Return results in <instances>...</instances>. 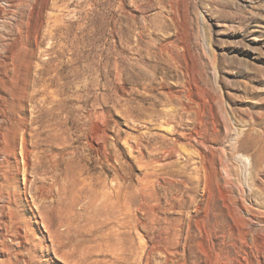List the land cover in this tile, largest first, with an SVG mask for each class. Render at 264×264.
<instances>
[{
    "label": "rangeland",
    "instance_id": "obj_1",
    "mask_svg": "<svg viewBox=\"0 0 264 264\" xmlns=\"http://www.w3.org/2000/svg\"><path fill=\"white\" fill-rule=\"evenodd\" d=\"M0 264H264V0H0Z\"/></svg>",
    "mask_w": 264,
    "mask_h": 264
},
{
    "label": "bare ground",
    "instance_id": "obj_2",
    "mask_svg": "<svg viewBox=\"0 0 264 264\" xmlns=\"http://www.w3.org/2000/svg\"><path fill=\"white\" fill-rule=\"evenodd\" d=\"M184 109L187 110V111H191V110H192V108L189 107V106H184ZM15 124H16V123H15ZM13 129H14V128H13ZM1 131H2V130H1ZM92 140H93V139H92ZM237 141H238V140H237ZM240 146H242V148H243V143H240ZM234 147H235V148L239 147V143H238L237 145L235 144ZM25 165H26V164H25ZM25 167H26V166H25ZM199 169H200V168H199ZM83 181H84V180H83ZM81 185H82V183H81ZM81 185H80V186H81ZM88 185H89V184H88ZM80 186H79V187H80ZM80 188H81V187H80ZM87 188H88V187H87ZM4 249H5V248H4Z\"/></svg>",
    "mask_w": 264,
    "mask_h": 264
}]
</instances>
